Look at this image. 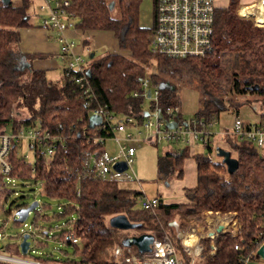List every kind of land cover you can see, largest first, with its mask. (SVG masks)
<instances>
[{
	"label": "trees",
	"instance_id": "16d2710c",
	"mask_svg": "<svg viewBox=\"0 0 264 264\" xmlns=\"http://www.w3.org/2000/svg\"><path fill=\"white\" fill-rule=\"evenodd\" d=\"M33 1L36 0H9L4 4L0 0V130L10 127L15 132L23 127H37L59 140L52 157L35 153L32 163L12 151L10 177L40 184L43 195L58 202L61 212L52 218L63 220V224L56 226L54 233L51 226L43 229L38 221H48L50 217L41 216L34 209V246L26 254L15 242L1 250L8 256L39 264H125L126 252L120 258L114 257L115 248L122 247L125 238L162 230L184 258L177 229L171 223L176 221L180 231H184L198 223L201 213L212 212L233 215L239 232L236 237L218 233L213 239H202L203 250L196 264H243L247 258L252 261L264 243V151L259 153L253 144L227 136L219 146L237 160L238 169L233 174L227 173L221 161H212L211 147L194 154L196 184L184 190L186 202L165 204L159 199V204L150 209L136 207L140 193L122 189L117 182H102L85 169L86 154L101 152L105 141L100 139L111 135L99 125L89 128L95 103L106 106L118 117L130 116L140 122L147 101L148 109L154 107V102L142 95V82L147 80L149 89L156 87L160 111L175 104L172 87L158 80V70L169 60L154 55L150 48L154 8L152 25L144 28L139 25L142 0H59L69 3L65 11L73 29L81 34L111 33L120 50L100 59L90 58L85 76L95 101L85 104L77 84L63 74L61 80L49 81L46 70L33 66L36 60L49 58L48 54L20 51V31L34 27ZM37 27L41 28V24ZM83 45H87L86 40ZM211 45L206 56L185 60L199 77L205 97L202 108L193 117L206 123L217 121L220 113L241 104H227L224 100L226 94L236 91L250 95L247 103H260L258 121L264 120V28L239 17L237 1L230 0L227 8L215 9ZM252 88L257 89L251 91ZM22 111L26 116L18 118ZM188 157L185 146L159 156L158 179L181 178ZM46 209L48 205L41 207ZM119 215L137 227L131 231L111 228L109 220ZM38 228L42 231L36 232ZM67 233L78 236L80 246L63 244ZM39 235L62 243L71 253L59 249L62 257L56 258L45 252L48 242L36 240ZM20 239L18 234L15 240ZM236 245L238 250L234 249Z\"/></svg>",
	"mask_w": 264,
	"mask_h": 264
},
{
	"label": "built area",
	"instance_id": "2783aa9c",
	"mask_svg": "<svg viewBox=\"0 0 264 264\" xmlns=\"http://www.w3.org/2000/svg\"><path fill=\"white\" fill-rule=\"evenodd\" d=\"M40 1L39 13L46 14L41 19V29L52 31L56 35L59 46L58 59L65 66L61 70L63 76L68 81L77 84L83 91L85 104L93 103L95 98L85 76L90 62L74 53V43L65 35L70 27L65 11V7L69 5L68 1ZM260 5H264V0H260ZM153 8L154 25L149 39L151 52L154 55L165 57L169 61H185L202 58L210 52L216 9L215 0H153ZM244 12L249 13V11L242 10L238 16L247 18L248 14H241ZM256 18L258 19V16ZM257 19H254L253 23L259 27ZM142 88L143 97L154 102V107L141 114L140 122L130 116L118 117L106 106L96 103L92 109L91 116L94 115L100 119L98 127L107 134H111L107 139L113 140L117 145V152L114 155L104 150L86 154V171L102 182L136 181L133 173H129L135 157V148L131 144L135 142L154 145L163 143L182 146L200 145L203 148L211 147L216 154V146L214 147L213 144V138L216 135L214 130L217 125L216 120L206 123L194 117L185 119L181 106L176 103L160 111L156 105L158 96L156 87L149 89V83L145 80L142 82ZM147 92H150L149 98H147ZM133 95L137 96L136 93ZM171 123L174 127L169 128L168 124ZM222 135L223 139L230 136L239 142L251 143L258 150L264 151V120L247 123L236 117L232 128L222 132ZM105 140L100 139V142ZM24 141L27 142L33 156L36 153L45 158L54 155L59 142L50 133L42 132L37 127H27V130L21 128L15 132L10 130L9 133L5 129L0 130V183L2 184L0 208L7 202L11 191L8 186L14 180L10 177V154L14 151L26 161V156L17 152V147ZM118 163H124L126 169L117 171L114 167ZM139 203L142 209L155 208L159 204V198H148L141 194ZM16 209L17 207L14 213ZM219 226L222 227L219 233H227L231 237H236L240 228L233 215L221 216L218 213L203 212L197 224L182 231V239L179 241L185 255L184 258L176 251L171 239L162 230L152 234L154 240L150 245L149 253L138 256L132 248L116 247L114 257L120 258L122 253L126 252L127 257L123 258L125 264H196L203 250L200 241L205 238L213 239L218 234L216 230ZM62 243L80 246L81 241L78 236L67 233ZM234 249L238 250V246H234ZM210 252H213V248ZM0 261L12 264H39L8 256L3 251L0 253ZM260 262L256 254L252 261L247 258L243 264H259Z\"/></svg>",
	"mask_w": 264,
	"mask_h": 264
},
{
	"label": "rangeland",
	"instance_id": "374dc122",
	"mask_svg": "<svg viewBox=\"0 0 264 264\" xmlns=\"http://www.w3.org/2000/svg\"><path fill=\"white\" fill-rule=\"evenodd\" d=\"M17 1L18 0H14ZM41 2V1H40ZM34 10L32 14L35 13L31 17L32 23L36 24L40 22L43 14L39 13L38 6L39 1H33ZM216 7V6H215ZM245 14V13H241ZM152 17H153V0H142L139 7V25L144 28H149L152 25ZM40 18V20L38 19ZM43 30V29H42ZM46 32V30H44ZM84 40L87 41V45L83 47L81 50V56L84 60L91 63L90 56L94 55V59H100L108 54L119 53L120 50L117 47L116 41L113 38L111 33L104 32H94V33H79ZM22 37L25 38L26 34H22ZM56 39V38H55ZM75 46H80V37L73 39ZM21 49V46L19 47ZM59 50V47H58ZM42 53V52H41ZM180 64H183L186 67L190 68V63L188 61H179ZM172 61H168L167 64L161 67L158 70V80L159 82H163L166 74L162 75V70H171V80L175 82V84L179 87L182 85L181 77H176L177 75L175 71H181L180 65H171ZM48 64H54V68H49ZM34 67H47L46 77L49 81L56 82L59 81L62 75V67L63 63L57 61L56 59H43L36 60L33 62ZM170 72V71H168ZM60 76V77H59ZM163 83H166L165 81ZM179 84V85H178ZM203 92L199 90L198 92H189L184 91L181 93L182 100H185L186 108L183 107V115L184 114H192L195 115L200 110L201 101L203 99ZM250 95L247 93L245 96L242 93L231 92L226 94L224 100L227 104L237 105L241 103L239 106L231 107L227 111H224L219 114V119L217 120V125L215 126L216 136L213 142L220 141L219 132L223 130H230L232 128L233 122L236 117L240 118L243 122L247 123H256L258 122L259 115L261 114L260 103L252 100H248ZM205 98V97H204ZM205 100V99H204ZM148 101L145 104V110H148ZM186 109V111H185ZM238 110V112H237ZM25 111L20 112L18 118L25 117ZM8 133L11 128L8 127L5 129ZM23 130H27V127H23ZM222 144V143H221ZM220 144V145H221ZM135 148V157L134 161L131 165L130 174L133 173L135 178V182L128 183H119V187L122 189L129 190L131 192H136L140 194H144L148 198L158 197L164 202L169 203H185L184 198V189L191 188L195 184V164L192 159L188 158L183 163V174L181 178L172 177L167 179L166 181H160L157 176V158L159 156L164 155L167 152L174 151L175 149H182L183 146L180 144H167L163 143L159 146H155L149 143L144 142H135L131 144ZM215 147V146H214ZM103 150L106 151L110 155H114L117 152L116 143L107 139L104 142ZM189 151H193V153H203L205 148L200 145H193L188 147ZM17 152L22 154V156H26V161L32 163L34 160L33 152L28 148L27 142H22L17 147ZM262 150H259L261 153ZM211 159L213 162H220L221 159L218 158L213 152L211 155ZM8 188L11 190L10 195L8 197L7 202L0 208V249L2 246H6L7 244L16 243L19 246L20 241H16L15 238L18 234L21 236L25 233H29L31 235L29 242L30 246H34V237L35 232L34 227L32 225L33 218L35 216V212H31L24 223H15L14 217V209L17 206H22L23 204L30 205L33 202H37L38 205L36 207V211H39V214L47 215L50 217L48 221H38V225L43 229H47L49 226L54 229L51 230V233L57 232L55 227L63 224V220L61 219H53L52 216L55 214H59L60 208H58V202L56 200H50L46 198L43 193L40 184H33L30 181H23L14 179L10 182ZM44 205H48L49 209L41 210V207ZM137 208H140L139 201L136 205ZM12 211V212H11ZM75 218V217H73ZM174 224L176 229L180 231L178 223L176 221L172 222L171 225ZM35 231H42L39 228L35 229ZM45 230H43L44 232ZM156 233V232H155ZM154 234V233H152ZM36 240H45L48 242L49 248L45 252H51L52 255L56 258L62 257L59 249L67 250L71 253V249L65 247L63 244L59 242L52 241L51 239H46L44 236L39 235L36 236ZM0 253L2 251L0 250ZM4 253V252H3ZM259 264H264V262H260Z\"/></svg>",
	"mask_w": 264,
	"mask_h": 264
},
{
	"label": "crops",
	"instance_id": "0c3cea01",
	"mask_svg": "<svg viewBox=\"0 0 264 264\" xmlns=\"http://www.w3.org/2000/svg\"><path fill=\"white\" fill-rule=\"evenodd\" d=\"M38 1L40 3L39 6H38V10H39L41 2H40V0H38ZM236 1H237V14L239 12H241L242 10L249 11V13L247 15V19H250L253 22V20L257 19L256 17L258 16L259 20L257 19V21L259 22V27L264 28V5H260V0H236ZM229 3H230V0H215L216 9L227 8ZM35 7L36 6H34V4H33L32 9L34 10ZM41 14H43L44 16L46 15L45 13H41ZM34 15H35V13H34ZM38 19L40 20V18H38ZM40 23H41V21L37 22L36 24L33 23V25H34L33 28L22 29L20 31V46H21L20 51L22 53H27V54L28 53L48 54L50 56L49 57L50 59H54V60L56 59L57 61H60L58 59V47L59 46H58V43H57V41L55 39L56 38L55 33L52 32V31H46L45 32L41 28L37 27ZM22 34H26V37L23 38ZM65 35L73 43H74L73 39L80 37L81 45L77 47L74 44V53L81 56V50L84 47V45H83V40L84 39L81 36H79V32L76 31L75 29H73L70 26L66 30ZM91 56H94V55H91ZM48 65H49L48 66L49 68H54L53 66H56L54 64L53 65L52 64H48ZM171 65H174V66L180 65V70L181 71H175L176 74H174V75H177L176 77H181L182 85L178 87L175 84V82H173L171 80L172 79L171 78V74H169V73H171V70H165L166 68H164L162 70V75H165V76H166V74L169 75V76H166L164 81L168 85H170L172 87L173 92H174V97H175V103L178 104L179 106H181L182 111H183V107L186 108L187 104L185 103V100L184 99L182 100V98H181V93L182 92L189 91V92H193L194 93L196 91L198 92L199 90H201L203 92V94H204V91H203L202 84H201V81H200L199 77L195 73H193L192 70L189 67H186L183 64H180L179 61H172L170 66ZM36 68H39V69L41 68V69H44V70H48L47 67H36ZM168 71H170V72H168ZM59 80H61V78H59ZM204 99L205 98L203 96V99L201 101V105L199 107L200 109L202 108V105H203V103L205 101ZM185 111H186V109H185ZM183 117L185 119H187V118L193 117V115L192 114H187V115L184 114ZM214 130H215V128H214ZM226 131H228V130H223L222 132H226ZM222 132H219L220 141L215 142V143L213 142V144H214V146H216V148L219 147L221 143L224 144L223 142H224L225 138L223 139ZM215 137H217V136L215 135L214 138ZM214 138H213V140H214ZM152 145H154V144H152ZM155 146H159V145H155ZM185 147L188 148L189 146H185ZM194 154L195 153H193V151H189V157L188 158L192 159V156ZM195 184H196V166H195ZM195 184L191 188H193L195 186ZM185 189H189V188H185ZM183 194H184V192H183ZM161 201L163 203H165V204H174V203L164 202L163 200H161ZM185 202H186V200H185ZM175 204H178V203H175ZM179 204H183V203H179ZM172 225L175 227L174 224H172Z\"/></svg>",
	"mask_w": 264,
	"mask_h": 264
},
{
	"label": "water",
	"instance_id": "95a60500",
	"mask_svg": "<svg viewBox=\"0 0 264 264\" xmlns=\"http://www.w3.org/2000/svg\"><path fill=\"white\" fill-rule=\"evenodd\" d=\"M4 4H7L9 0H2ZM93 56H90L92 58ZM257 88H252L251 91L256 90ZM149 93L147 92V98H149ZM100 119L97 116H91L89 119V128H94L95 126L99 125ZM169 128L174 127V124H168ZM216 156L221 159V164H223L226 167L228 174H233L238 169V162L236 159L231 157V154L229 151H226L220 147L216 148ZM117 171H124L126 169V166L124 163H118L114 167ZM38 203L33 202L32 204L28 205L27 207H20L17 208L14 215V221L17 223H23L28 215L36 209ZM109 226L111 228L121 230V231H131L134 230L137 227V224L130 223L125 216L119 215L112 217L109 220ZM222 230V227L219 226L216 230L217 233H219ZM177 239H182V232L177 230ZM29 240V234L22 235L21 242L19 244L20 250L22 254H26L28 252V249L30 247ZM154 240V237L152 234H142L139 236H131L125 238L121 246L124 248H134V250L138 254H145L150 252V245L152 244ZM257 257L260 260H264V243L258 248L257 250Z\"/></svg>",
	"mask_w": 264,
	"mask_h": 264
},
{
	"label": "bare ground",
	"instance_id": "6f19581e",
	"mask_svg": "<svg viewBox=\"0 0 264 264\" xmlns=\"http://www.w3.org/2000/svg\"><path fill=\"white\" fill-rule=\"evenodd\" d=\"M245 13V12H244ZM246 14H248V13H246ZM187 244V243H186ZM188 245V244H187ZM262 262H264V260H261Z\"/></svg>",
	"mask_w": 264,
	"mask_h": 264
}]
</instances>
